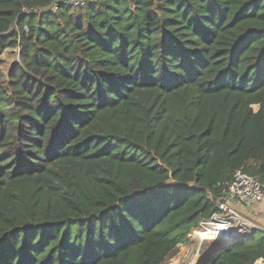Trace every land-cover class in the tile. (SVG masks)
<instances>
[{
    "label": "trees",
    "instance_id": "obj_1",
    "mask_svg": "<svg viewBox=\"0 0 264 264\" xmlns=\"http://www.w3.org/2000/svg\"><path fill=\"white\" fill-rule=\"evenodd\" d=\"M55 1L0 0V264H164L264 183V0ZM219 242L199 264H264Z\"/></svg>",
    "mask_w": 264,
    "mask_h": 264
},
{
    "label": "built area",
    "instance_id": "obj_2",
    "mask_svg": "<svg viewBox=\"0 0 264 264\" xmlns=\"http://www.w3.org/2000/svg\"><path fill=\"white\" fill-rule=\"evenodd\" d=\"M61 2L67 5H80L84 0H57L52 3V8ZM264 202V183L258 182L242 170H236L233 173L231 183L217 200V212L208 221L200 222L198 229H208L222 224L229 232L219 234V240L229 242L239 236H246L254 231H263L257 227L247 217L249 210ZM244 212V213H242ZM214 224V226H210ZM197 229V230H198Z\"/></svg>",
    "mask_w": 264,
    "mask_h": 264
},
{
    "label": "rangeland",
    "instance_id": "obj_3",
    "mask_svg": "<svg viewBox=\"0 0 264 264\" xmlns=\"http://www.w3.org/2000/svg\"><path fill=\"white\" fill-rule=\"evenodd\" d=\"M3 60L2 71L6 72L9 70L13 63L18 61V50L8 49L5 50L4 54L1 56ZM248 214V213H247ZM246 214V215H247ZM253 224L257 227H261L264 215H259V213H252L250 216H246ZM209 228V227H207ZM213 230V228L210 227ZM203 229H198L195 232L202 231ZM193 232L188 244H182L179 246L178 250L164 263V264H192L194 256L199 255L198 259L194 264H199L203 259V254L207 253L211 246L210 241H201L197 237L196 233ZM224 240L220 241L218 245H221ZM200 246V247H198Z\"/></svg>",
    "mask_w": 264,
    "mask_h": 264
},
{
    "label": "bare ground",
    "instance_id": "obj_4",
    "mask_svg": "<svg viewBox=\"0 0 264 264\" xmlns=\"http://www.w3.org/2000/svg\"><path fill=\"white\" fill-rule=\"evenodd\" d=\"M210 226H214V224H210ZM228 232L229 230L225 226H223L222 224H218L217 226H214L213 230L208 228V229L195 232V233L197 237L200 238L201 241H210L212 243V242H216L219 239V236H218L219 234H227ZM198 257H199L198 254L192 257L193 258L192 264L196 262Z\"/></svg>",
    "mask_w": 264,
    "mask_h": 264
},
{
    "label": "crops",
    "instance_id": "obj_5",
    "mask_svg": "<svg viewBox=\"0 0 264 264\" xmlns=\"http://www.w3.org/2000/svg\"><path fill=\"white\" fill-rule=\"evenodd\" d=\"M244 213V212H242ZM252 213H259V215H264V202L260 203L259 205L255 206L251 210L248 211V214L246 216H250ZM262 223L261 228L264 229V220Z\"/></svg>",
    "mask_w": 264,
    "mask_h": 264
},
{
    "label": "water",
    "instance_id": "obj_6",
    "mask_svg": "<svg viewBox=\"0 0 264 264\" xmlns=\"http://www.w3.org/2000/svg\"><path fill=\"white\" fill-rule=\"evenodd\" d=\"M170 184L176 187L183 188V189H186L188 187L187 184H183V183L176 182V181H172Z\"/></svg>",
    "mask_w": 264,
    "mask_h": 264
}]
</instances>
